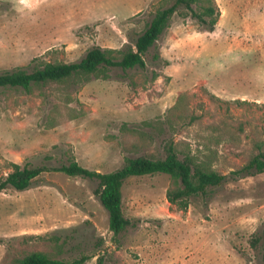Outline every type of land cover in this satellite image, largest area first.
<instances>
[{
  "label": "rangeland",
  "instance_id": "rangeland-1",
  "mask_svg": "<svg viewBox=\"0 0 264 264\" xmlns=\"http://www.w3.org/2000/svg\"><path fill=\"white\" fill-rule=\"evenodd\" d=\"M176 0H0V72L81 60L100 46L120 57ZM213 3L214 30L181 7L145 56L147 67L106 68L87 80L0 87V177L14 163L76 159L111 172L127 156L181 158L227 176L187 208L170 174L130 176L120 234L97 182L47 170L26 190H0V264L46 251L83 264H264V171L241 173L264 151V0Z\"/></svg>",
  "mask_w": 264,
  "mask_h": 264
},
{
  "label": "trees",
  "instance_id": "trees-1",
  "mask_svg": "<svg viewBox=\"0 0 264 264\" xmlns=\"http://www.w3.org/2000/svg\"><path fill=\"white\" fill-rule=\"evenodd\" d=\"M197 0H176L171 6L162 8L147 25L145 30L135 39L134 46L130 45L122 52L120 57L114 55L113 49H104L100 46L90 48L79 61L52 62L46 61L42 66L29 71L24 68L5 70L0 72V87H22L30 89L33 83H47L63 81L72 77H82L87 80L101 70L107 74L106 68L147 67L145 56L156 44L160 35L169 25L170 19L179 8L185 7L208 30H214L217 23L214 4L203 5L200 11L194 8ZM60 170L68 175L82 176L95 180L97 186L95 194L103 206L108 210L110 228L117 235L129 227L132 221L126 217L123 209V185L130 176H140L156 173L170 174L180 186L168 192L172 203L181 208H187L189 199L193 195H206L211 187L222 185L227 176L207 165L196 162L190 155L181 158L173 141L166 144L165 157H151L146 155L127 156L124 165L111 172H102L90 169L80 164L76 159L60 166L48 167L46 165L22 166L18 163L12 165L11 171L0 177V190L15 188L23 191L32 186L33 181L47 170ZM264 171V151L252 157L240 172L254 174ZM89 259L88 255L66 261L56 258L52 253L35 250L24 256L16 258L17 264H83ZM98 264H103L101 256Z\"/></svg>",
  "mask_w": 264,
  "mask_h": 264
}]
</instances>
